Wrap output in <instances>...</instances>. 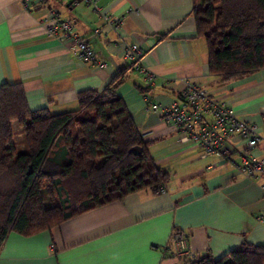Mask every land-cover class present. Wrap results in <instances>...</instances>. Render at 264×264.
Listing matches in <instances>:
<instances>
[{
    "label": "crops",
    "instance_id": "1",
    "mask_svg": "<svg viewBox=\"0 0 264 264\" xmlns=\"http://www.w3.org/2000/svg\"><path fill=\"white\" fill-rule=\"evenodd\" d=\"M98 10L70 0H0V83L21 82L31 108L51 113L76 107V93L101 89L130 63L123 54L141 47L140 64L126 70L117 92L134 123L156 149L152 156L168 172L163 190L142 188L30 235L10 231L0 244V264H170L169 230L180 227L196 256L216 258L241 242L264 243L260 177L239 172L232 135L220 153L200 155L181 129L150 108L179 99L181 79L190 80L254 123L264 136V68L225 82L208 72L204 39L196 35L191 0H96ZM56 9L84 38L103 66L83 61L45 32L43 17ZM99 11L120 14L116 28ZM99 28V32H94ZM160 33H165L162 35ZM67 44V43H66ZM146 87V89H145ZM142 88V89H141ZM262 149L255 148L259 154ZM44 184L54 191L49 178ZM48 186V187H50Z\"/></svg>",
    "mask_w": 264,
    "mask_h": 264
},
{
    "label": "trees",
    "instance_id": "2",
    "mask_svg": "<svg viewBox=\"0 0 264 264\" xmlns=\"http://www.w3.org/2000/svg\"><path fill=\"white\" fill-rule=\"evenodd\" d=\"M191 1L207 69L218 82L264 68V0ZM129 67L131 62L116 70L99 90H79L76 107L58 113L31 108L21 82L0 83V244L10 231H48L129 192L163 187L168 172L155 162L152 140L141 134L117 92ZM16 133L22 136L15 139ZM132 146L139 152L129 151ZM43 178L51 180L58 204L46 202L50 190ZM189 264H264V243L241 242Z\"/></svg>",
    "mask_w": 264,
    "mask_h": 264
},
{
    "label": "built area",
    "instance_id": "3",
    "mask_svg": "<svg viewBox=\"0 0 264 264\" xmlns=\"http://www.w3.org/2000/svg\"><path fill=\"white\" fill-rule=\"evenodd\" d=\"M70 1H82L98 10L96 0ZM99 15L104 24L113 28L117 27L122 17L107 11H99ZM42 21L46 34L66 42L65 47L70 53L83 61L103 66L84 38L72 29L71 22L61 19L56 9H49ZM94 32H99V28H95ZM123 54L141 71L144 78H152L151 73L140 64L141 47L137 43L126 46ZM181 82L179 99L166 104L151 102L150 108L157 111L165 122L181 129L183 136L199 147L200 155L220 153L228 157L225 144L232 135H237L241 139V144L235 150L239 156L237 168L247 177H260V188L264 195V136L259 134L254 123L236 116L225 102L210 96L203 87L186 79H181ZM255 148L262 149V152L253 153ZM162 190L163 187L157 189ZM255 218L264 222V210L257 213ZM168 235L166 248L174 258L170 264H189L190 260L197 257L189 244L188 236L180 227L173 226Z\"/></svg>",
    "mask_w": 264,
    "mask_h": 264
},
{
    "label": "rangeland",
    "instance_id": "4",
    "mask_svg": "<svg viewBox=\"0 0 264 264\" xmlns=\"http://www.w3.org/2000/svg\"><path fill=\"white\" fill-rule=\"evenodd\" d=\"M12 124H13V127L14 128H16V127H18L17 126V123L15 122V121H13L12 122ZM22 135L21 134H18V133H16V134H14L13 135V137L15 138V139H17V138H20ZM151 143H154V141L153 142H151ZM151 143L149 144V146H148V150H149V152H150V154L151 155H153L152 154V152H151V150H155L156 149V145H153V149H152V147L150 146L151 145ZM17 145H20L19 143L17 144ZM22 146V144L20 145V147ZM42 184H43V187H45V188H47V189H49L50 190V193L48 194H45V197H47V199H46V202H49L51 205H53V203H55L56 201H55V199H54V191H53V189H52V187L50 186V185H48V186H50V187H48L47 186V184H44V180L42 179ZM163 186H164V184H162ZM54 205H56V204H54ZM182 230V229H181ZM183 231V230H182ZM184 232V231H183ZM185 233V232H184ZM186 234V233H185ZM187 235V234H186ZM188 236V235H187ZM188 241H189V238H188ZM189 244H190V246H191V243H190V241H189ZM167 246H168V242H167ZM166 246V247H167ZM191 248H192V246H191ZM193 249V248H192ZM194 250V249H193ZM195 252V251H194Z\"/></svg>",
    "mask_w": 264,
    "mask_h": 264
},
{
    "label": "water",
    "instance_id": "5",
    "mask_svg": "<svg viewBox=\"0 0 264 264\" xmlns=\"http://www.w3.org/2000/svg\"><path fill=\"white\" fill-rule=\"evenodd\" d=\"M140 150V148L138 146H132L131 148H129V151H132L134 153H138Z\"/></svg>",
    "mask_w": 264,
    "mask_h": 264
}]
</instances>
